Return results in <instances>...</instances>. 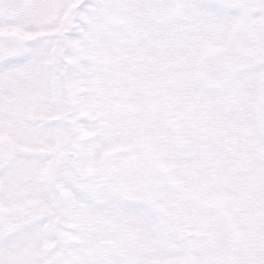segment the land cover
<instances>
[{
    "label": "snow or ice",
    "instance_id": "6c2138e0",
    "mask_svg": "<svg viewBox=\"0 0 264 264\" xmlns=\"http://www.w3.org/2000/svg\"><path fill=\"white\" fill-rule=\"evenodd\" d=\"M258 17L264 0H0V133L13 137L0 141V264H264V246L179 259L187 250L164 209L180 189L112 155L140 139L116 105L150 79L148 48H163L173 69L190 57L203 81L199 53L223 36L255 61L230 67L233 84H253L264 107Z\"/></svg>",
    "mask_w": 264,
    "mask_h": 264
},
{
    "label": "rangeland",
    "instance_id": "374dc122",
    "mask_svg": "<svg viewBox=\"0 0 264 264\" xmlns=\"http://www.w3.org/2000/svg\"><path fill=\"white\" fill-rule=\"evenodd\" d=\"M158 12L162 16L172 14L165 9H159ZM257 20L264 23V17H258ZM246 30L247 26L242 23L239 32L244 33ZM12 31L23 38L29 35ZM3 32L7 33L8 30ZM220 40V43L207 46L199 53V63L204 69L203 81L193 78L194 61L190 57L185 59L183 67L173 69L167 62L163 48H148L145 55L151 58L147 63L151 69L150 79L138 83L116 105L125 118L134 123L135 116L145 106L142 128L154 126L156 111L157 120L170 121L171 126L174 125L171 114L178 118L183 112L182 119L189 117L192 127L199 126V134L205 132L219 137L216 141L221 142L222 147L214 153L208 152L214 143L209 137L204 139L207 148L200 153H195V138L188 140V143L179 141L181 151L178 154H175L173 145H161L159 156L154 158L144 145L138 147L135 154H130L132 144L118 145L112 151L117 160L124 156L134 157L141 167H145L158 180L162 189H180L175 193L168 192L164 211L172 219L171 237L174 246L189 249L191 245L186 259L202 252L214 253L222 259H239L254 255L264 246V132H261L257 118L258 112L264 114V107L257 98L256 87L248 82L234 85V73L229 71L231 66L239 70L254 65L255 61L243 55L230 40L223 36ZM173 71L176 72L175 76L171 75ZM162 80L167 85L166 93L162 90ZM170 89L176 93L175 98L179 96V100L171 102ZM155 137L158 142L164 139L158 131ZM0 141L11 143L13 137L7 132L0 133ZM156 161L160 165L157 166ZM211 167L219 170L215 172ZM217 179L223 188L225 200L232 201L229 209H223V202H219L217 211L213 208L212 183ZM255 185L257 187L251 192L252 196L246 199L244 193L253 190ZM235 187L238 197L229 193ZM261 190L263 192L259 193ZM24 204L22 201L16 202L12 207H23ZM226 219H234L235 222ZM226 222L229 223L228 230ZM54 247L55 242H52L47 250L51 253ZM156 264L163 262L157 260Z\"/></svg>",
    "mask_w": 264,
    "mask_h": 264
}]
</instances>
